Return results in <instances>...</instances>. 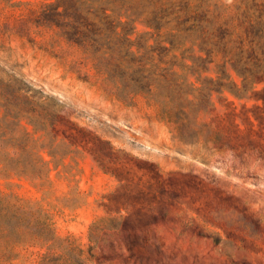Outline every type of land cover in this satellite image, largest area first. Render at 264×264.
I'll list each match as a JSON object with an SVG mask.
<instances>
[{"label": "rangeland", "instance_id": "1", "mask_svg": "<svg viewBox=\"0 0 264 264\" xmlns=\"http://www.w3.org/2000/svg\"><path fill=\"white\" fill-rule=\"evenodd\" d=\"M54 1L0 0V79L46 95L29 98L34 125L0 113L2 195L89 264H264V0H182L206 17L163 61L148 48L145 94L51 30L20 31ZM172 27L138 21L132 39ZM14 244V264L49 251Z\"/></svg>", "mask_w": 264, "mask_h": 264}, {"label": "trees", "instance_id": "2", "mask_svg": "<svg viewBox=\"0 0 264 264\" xmlns=\"http://www.w3.org/2000/svg\"><path fill=\"white\" fill-rule=\"evenodd\" d=\"M205 17L204 14H191L188 4L182 0H56L44 3L33 18L22 20L20 31L27 32L29 24L51 30L56 38L53 44L64 42L83 50L95 63L98 73L112 78L128 76L126 87L136 94H145L152 92L151 85L144 82L148 79V48L153 53L159 49V59L163 61L181 34L193 31L185 25ZM138 21L158 35L164 28L173 27L168 38L152 47L146 35L132 39ZM167 42L171 47L164 45ZM170 70L164 68L161 76L166 77ZM224 86L219 83L218 89ZM38 95L46 96L26 81L15 79V84H5L0 79V113L4 111V117L12 118L16 126L23 118H29L28 123L33 124L28 116L33 112L29 108V98ZM6 135L0 132V139L4 140ZM34 216L32 211L23 213L21 206L0 192V240L5 242V249L0 251V264H14L19 257L14 243L22 242L26 235L48 246L49 251L42 255L40 264H89L93 261L94 255L85 257L83 249L71 236L59 238L48 219L37 217L33 220Z\"/></svg>", "mask_w": 264, "mask_h": 264}]
</instances>
